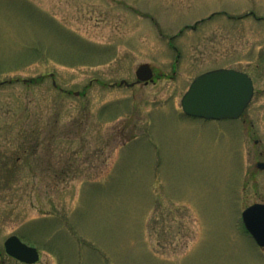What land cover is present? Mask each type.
Segmentation results:
<instances>
[{
  "label": "rangeland",
  "instance_id": "rangeland-1",
  "mask_svg": "<svg viewBox=\"0 0 264 264\" xmlns=\"http://www.w3.org/2000/svg\"><path fill=\"white\" fill-rule=\"evenodd\" d=\"M218 68L251 78L242 116H184ZM258 162L264 0H0V264L11 235L36 264H264Z\"/></svg>",
  "mask_w": 264,
  "mask_h": 264
},
{
  "label": "water",
  "instance_id": "water-1",
  "mask_svg": "<svg viewBox=\"0 0 264 264\" xmlns=\"http://www.w3.org/2000/svg\"><path fill=\"white\" fill-rule=\"evenodd\" d=\"M152 70L148 64H141L135 70L136 82L120 84L132 86L152 81ZM25 82V81H24ZM251 78L233 69H215L197 76L181 98L182 112L189 117L204 120H236L253 97ZM260 168L264 164L259 165ZM245 230L258 247L264 248V204L256 203L241 212ZM5 253L24 264H34L39 260L38 251L22 243L15 235L4 241Z\"/></svg>",
  "mask_w": 264,
  "mask_h": 264
},
{
  "label": "flooded vegetation",
  "instance_id": "flooded-vegetation-1",
  "mask_svg": "<svg viewBox=\"0 0 264 264\" xmlns=\"http://www.w3.org/2000/svg\"><path fill=\"white\" fill-rule=\"evenodd\" d=\"M158 78H159V75H156V74L153 72L152 82H150V83H154L155 80L158 79ZM261 163L264 164L263 162H258V163H256V164H255V168L258 169V170H259V169H264V167H263V168H260V167H259V165H260Z\"/></svg>",
  "mask_w": 264,
  "mask_h": 264
},
{
  "label": "trees",
  "instance_id": "trees-1",
  "mask_svg": "<svg viewBox=\"0 0 264 264\" xmlns=\"http://www.w3.org/2000/svg\"><path fill=\"white\" fill-rule=\"evenodd\" d=\"M36 81V80H35Z\"/></svg>",
  "mask_w": 264,
  "mask_h": 264
}]
</instances>
